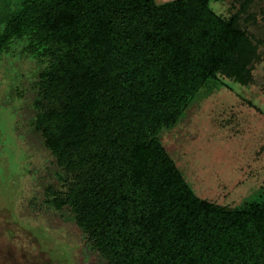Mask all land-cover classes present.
<instances>
[{
    "label": "trees",
    "instance_id": "trees-1",
    "mask_svg": "<svg viewBox=\"0 0 264 264\" xmlns=\"http://www.w3.org/2000/svg\"><path fill=\"white\" fill-rule=\"evenodd\" d=\"M212 1L0 0V59L40 65L34 130L76 170L54 200L110 264H264V195H196L156 135L223 76L246 83L259 58L248 0L228 17Z\"/></svg>",
    "mask_w": 264,
    "mask_h": 264
},
{
    "label": "rangeland",
    "instance_id": "rangeland-1",
    "mask_svg": "<svg viewBox=\"0 0 264 264\" xmlns=\"http://www.w3.org/2000/svg\"><path fill=\"white\" fill-rule=\"evenodd\" d=\"M241 2L210 5L228 17ZM239 17L259 55L250 79L223 76L174 126L156 131L194 193L229 207L264 195V0H248ZM39 66L21 54L0 59V264H110L88 246L71 207L54 200L76 170L59 164L34 130Z\"/></svg>",
    "mask_w": 264,
    "mask_h": 264
}]
</instances>
